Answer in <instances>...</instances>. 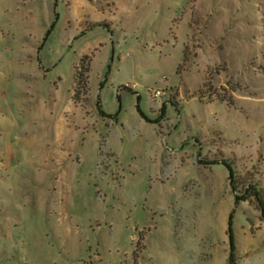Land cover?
<instances>
[{"label":"rangeland","instance_id":"1","mask_svg":"<svg viewBox=\"0 0 264 264\" xmlns=\"http://www.w3.org/2000/svg\"><path fill=\"white\" fill-rule=\"evenodd\" d=\"M263 10L0 0V264H264Z\"/></svg>","mask_w":264,"mask_h":264},{"label":"trees","instance_id":"2","mask_svg":"<svg viewBox=\"0 0 264 264\" xmlns=\"http://www.w3.org/2000/svg\"><path fill=\"white\" fill-rule=\"evenodd\" d=\"M54 23L51 24L49 30L46 32L45 38L50 34L51 29L53 28ZM263 28H264V10H263ZM84 58H89V57H84ZM84 58L82 59V61H84ZM186 60V56L184 55L183 57V61ZM181 66V64L178 65V68ZM87 71H88V64L84 65L83 63H81L80 66V70L78 71V73L76 74V78H77V86L81 85V87H83V90L85 89V87L87 88V83H88V75H87ZM78 88L75 87V94L78 92L77 91ZM86 91V90H85ZM75 97V96H74ZM138 102L140 100V97L138 96ZM100 101H98V106H100ZM137 108L139 113L147 120V121H151L149 118H147L144 113L142 112V110L139 107V104H137ZM100 113L102 115H110L109 113L105 112L102 108H99ZM161 112H164V107H162ZM213 163H222L227 167L228 170V178H229V184L231 186V189L234 192V200H235V204H238L240 201L242 200H246L249 199L251 197H253V199L255 200L256 206L260 211L261 214V219L264 221V189L259 188L255 183H249L245 190L242 192H238L237 191V186H236V172L233 168V164L231 163L230 160L227 159H221L218 161L213 160L211 161ZM233 214L234 211L232 210L229 214V218H228V228H227V234L229 237V246H230V252L228 255V261L227 264H235V242H234V235H233V228H232V219H233Z\"/></svg>","mask_w":264,"mask_h":264},{"label":"built area","instance_id":"3","mask_svg":"<svg viewBox=\"0 0 264 264\" xmlns=\"http://www.w3.org/2000/svg\"><path fill=\"white\" fill-rule=\"evenodd\" d=\"M154 92H155V93H154L155 96H159L160 93H161L160 89H157V90H155Z\"/></svg>","mask_w":264,"mask_h":264}]
</instances>
